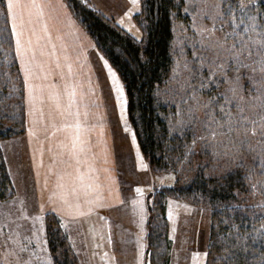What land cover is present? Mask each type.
I'll return each mask as SVG.
<instances>
[{"label":"snow or ice","instance_id":"obj_1","mask_svg":"<svg viewBox=\"0 0 264 264\" xmlns=\"http://www.w3.org/2000/svg\"><path fill=\"white\" fill-rule=\"evenodd\" d=\"M131 7L124 12L119 19V25H123L127 29L128 34L132 39L139 44H146L150 39L152 31V21H159V15H153V7L157 8L156 0H130ZM82 3L91 8L92 5L87 3V0H82ZM207 3V0H205ZM57 9H62L64 16L68 19L70 24H75L72 19L73 13L69 11V5L63 0H0V17L3 19V24L0 25V42H7L10 44L14 38V56L19 58L20 68L18 71L22 72V90L26 91V96H22V103L27 107V114L30 117L28 123L29 136L36 134V126L40 125V130L46 135L44 140L39 142V151L41 154V164L43 163L44 142H48V151L55 157L54 164L58 161L57 184L59 189L60 200L57 202L53 199L57 193L53 192L49 195L50 204L54 207L49 210L57 215H60L61 225L66 226L63 215H85L93 212L96 208H103L106 197L104 191H116L112 185L115 177L111 175V167H104L103 172L107 175L105 180L107 183L101 182L99 170L94 166L93 162L96 159V154L90 152L93 147L91 143V136L89 135L96 125H88L84 123L89 116V109L87 104L83 105V112L81 111V101L84 99L83 92L77 95V82L70 81L66 78L65 72L61 69L60 57L56 56L57 45L52 41V34L49 32V19L57 12ZM169 14L170 10L166 9ZM188 11L187 8L184 9ZM136 13L140 17V27H136L133 31L134 25L131 21L125 22V17H131ZM211 18L213 21L211 29L199 28L197 31L208 33L209 39L205 40L203 35L199 41L201 48L212 50L215 55L212 56L211 62L205 63L207 57L202 52L193 51V57H199L198 63L189 62L185 59L183 68L187 70V78L182 87H191L192 92L189 99L196 100L199 105L198 93L205 90L211 91L213 83L219 87L220 76L229 82V87L225 93H216L210 96L204 103V108L207 109V120L202 124L205 128L204 135L197 136L194 127V112L195 106H189V118L187 120L180 119L176 121L181 130L185 127L193 128L192 150L195 148L196 139L204 140L207 146V140H216L223 128V124L219 122L214 116L213 104H219L221 110L227 108L229 104L235 103L237 111L233 113L230 109L225 113L227 120L224 122L228 125V132L236 133V143L234 146L238 149L239 144L248 139V134L259 135L264 138V0H212L210 8L208 9V16L204 18ZM193 27L196 25L193 23ZM228 31H224L225 28ZM145 29L146 33H142L141 29ZM219 29L223 32V37L215 36V30ZM76 31V29H73ZM79 40V36L75 37ZM231 39V43H229ZM61 48H67L63 43V35H57ZM90 46L95 49L98 54V59L102 61L103 68L107 69V75L111 78V83L116 93V101L119 104L120 117L123 120L126 131L132 132V142L136 144V132L133 131L126 118V109L128 99L125 94V85L122 83L117 69L105 57V51L97 47L95 42H90ZM2 47V43H0ZM82 47V45H81ZM49 48L51 51H49ZM224 54L223 61L217 63V59ZM64 60L70 61V57L65 52ZM55 56V69H60L57 73L50 65L49 57ZM141 59L147 62V58L141 52ZM79 60L80 56L77 55ZM173 68V74L178 70ZM208 75H204V71ZM231 70L234 74L229 77L227 71ZM243 70V71H242ZM59 75L60 79L57 81L53 77ZM219 74V75H218ZM68 75H75L72 71V63H68ZM199 77L198 86H192L189 81ZM247 78L251 87L247 89L249 94L256 91V96H250L246 100L244 95V79ZM90 91H95L90 88ZM222 95L224 103L216 100V96ZM183 99V98H182ZM259 108V113H255V109ZM246 110H253L255 119H250L245 114ZM179 111V109H178ZM198 119V117H195ZM62 134L63 139L55 140L57 134ZM104 129L100 126L98 133V142L104 144L103 157L104 163L108 164L107 144L103 139ZM264 144V140H262ZM214 147V146H213ZM55 148L61 151H55ZM215 151V148H214ZM264 153V149H262ZM136 155L139 159V167L142 169L149 168L147 163H144L143 156L137 144ZM261 168L264 169V154L261 155ZM87 163V172L81 170V165ZM51 170V169H50ZM96 172L97 175H88L87 173ZM39 175V174H38ZM248 177H251V172H248ZM167 178L175 181L174 173L169 172ZM47 186V179H45V187ZM251 189L256 190L257 184L250 185ZM139 198L132 201L133 205L139 206L141 232H144L143 222L145 219L144 212V189L137 187ZM237 196L240 193L237 192ZM117 200L119 203L123 201ZM173 201H169L171 205ZM23 204V201H21ZM185 208H190L188 204ZM232 209L239 210V220L236 216L226 218L223 223L228 225L226 233L218 231V234L213 240L211 235L206 238L207 242L203 251L195 250L191 252L192 264H248V254L255 252L253 247L255 242L259 241L264 246V199L259 202L244 204L233 203L230 205ZM23 211V209H22ZM40 211H45L44 204H40ZM257 212L260 213L259 218ZM6 217L11 218L12 213H5ZM172 212L169 210V218L171 219ZM247 217H251L253 224H259V227L247 228L245 225L249 223ZM15 219H20L19 216ZM32 219L40 221V228L33 229L34 232L44 231L43 216H35ZM4 226L0 222V229ZM9 227L12 228L11 223ZM19 225L12 228L6 236L7 240H12L15 245L19 246V250L31 251L35 255V250L29 249V244L33 237H25L28 244H23L16 237L20 236L17 231ZM14 233V235H13ZM95 235V231L93 232ZM103 238V237H102ZM38 244L46 245L48 243L46 238L39 235L35 236ZM71 239V237H69ZM140 241V248L143 249L146 245L143 243L142 237H137ZM108 240L111 242V234L108 235ZM98 246V245H97ZM74 247V245H73ZM218 247L220 251L213 252V248ZM14 250L5 253L4 264H12L7 257L13 254ZM79 250H77L78 254ZM95 255V253H93ZM104 258H108V253L104 254ZM140 264H144L143 254L139 257ZM257 264H264V250L260 251L258 257H254ZM15 264H29V261H21L20 257H16ZM39 264H56L54 261V253L49 250H44L43 255L39 258Z\"/></svg>","mask_w":264,"mask_h":264},{"label":"trees","instance_id":"obj_2","mask_svg":"<svg viewBox=\"0 0 264 264\" xmlns=\"http://www.w3.org/2000/svg\"><path fill=\"white\" fill-rule=\"evenodd\" d=\"M187 0H156L153 15H159V21H152L150 39L146 44H139L128 32L118 25L114 19L105 16L93 5L91 8L82 0H64L69 5L72 17L85 30L97 47L105 51V57L117 69V73L125 85L128 99L126 116L133 131L136 132L140 152L149 165L152 173L171 172L176 176L171 184L156 188L146 194L145 221V259L151 264H168L167 251L170 240L167 235V217L165 198L188 201L191 204L206 207L210 212L209 234L215 240L218 231L226 233V218L236 216L239 210L230 207L233 203L251 204L264 199V169L261 162L246 158L235 165L225 168H214L210 150L202 146V150H192L193 128L181 130L176 126L175 118L179 116L176 102L170 93L172 86L167 85L173 65L172 46L175 37V22L186 24L189 14L184 11ZM87 3L89 1L87 0ZM143 3V0H142ZM91 5V4H90ZM166 9L170 10L169 14ZM140 27V17L133 16ZM3 19L0 17V25ZM146 33L145 29H141ZM147 34V33H146ZM2 43L0 47V106L11 105L1 113L0 107V140L21 134L24 131V112L20 108L23 96L22 77L18 71V63L14 56L13 39L10 44ZM141 52L147 62L141 59ZM20 90V94L16 90ZM201 93V92H200ZM206 96L209 92H203ZM22 109V111L20 110ZM177 112V113H176ZM199 119L194 127L207 120ZM187 120V118L185 119ZM248 157H251L250 155ZM251 177H248V172ZM256 183L257 189L250 185ZM237 192L240 196H237ZM14 187L7 171L4 157L0 149V201L11 199ZM260 213L257 212L259 218ZM245 225L251 229L259 227L253 224L251 217ZM45 237L49 251L54 253L56 264H77V257L71 250L66 233L55 214L45 216ZM253 247L255 252L248 254V264H257L264 246L259 241ZM220 251L218 247L213 252Z\"/></svg>","mask_w":264,"mask_h":264},{"label":"rangeland","instance_id":"obj_3","mask_svg":"<svg viewBox=\"0 0 264 264\" xmlns=\"http://www.w3.org/2000/svg\"><path fill=\"white\" fill-rule=\"evenodd\" d=\"M101 3L102 11H105V13L107 14L111 13V16L114 17L115 21L118 24L120 17H122L124 12L127 11L129 7H131L130 0H101ZM211 3L212 0H207V3H205V0H187L186 8L188 9L187 13L189 14V21L186 24L181 22H175L174 24L175 37L172 46L174 59L168 79L169 82L167 83V85L173 87L170 96H172L173 101L176 102L177 112L179 113V116H176L175 118V123L177 120H185L186 118H189V106H195V112L193 116L194 119L195 117H198V119H196V123H198L199 119H204V117H202V115L204 116L203 111L205 110V112H207V109H205L203 106L207 99L216 93H225L229 87V82L224 80L223 76L221 75L219 79V87H216L215 83H213L211 91L207 90L209 92L208 96L203 93L205 91L198 93L199 105L197 106L196 100L189 99V96L192 92V88L181 86L184 84V81L188 75L187 70L183 68L185 59H187L189 62L195 63H198L199 61V57H193V51L202 52L204 56L208 58L205 63V69L207 68V64L211 62L212 56L215 55L212 50L201 48L199 43L202 35L205 40L209 39L208 33L204 32L202 34L201 32L197 31V29L199 28L211 29L213 21L210 17L204 18L205 16H208V9L210 8ZM134 14L135 13H133L131 17H125L126 23H128L129 21L133 23V31H135L136 27H139L133 18ZM193 23H195L196 25L195 28L193 27ZM120 26L123 27V25ZM125 30L127 31V29ZM224 31H228V28L226 27ZM215 36L223 37V32L219 29H216ZM229 43H231V39H229ZM91 58H93L92 72L89 69L84 74L87 86L85 90L86 96H93L92 99L96 101L99 99V102H102L101 105L94 106L95 111H106L114 114L116 113L120 117L119 104L116 101V93L112 86L111 78L107 75L106 68H103L102 61L98 59V54L96 53L95 49L91 52ZM223 58L224 54H221V56L217 59V63L222 62ZM16 60L18 63V67L20 68L19 58H16ZM177 66L179 67L174 75L173 68H176ZM87 68L88 67H85V70ZM20 74L22 77V72H20ZM233 74L234 73L231 70L227 71V75L229 77L233 76ZM204 75H208V72L206 70L204 71ZM198 80L199 77H197L196 79H192L191 81H189V83L192 86H198ZM89 83H95V92L90 91V88L94 87ZM244 87V95L246 97V100L249 99L250 96L257 95L256 91H252L250 94L247 91V89L251 87L247 78L244 79ZM16 91L19 94L21 92L19 89ZM23 96H26V91L24 90ZM18 100L19 102L21 100L22 105L20 106V108H22L24 112V131H26L27 127L29 128L28 121L30 117L27 114L26 105L22 103V99L18 98ZM216 100L220 103H224V98L222 95L216 96ZM9 106L11 105H1V113H4L5 108ZM212 107L214 109L215 118L223 124V128L220 130V134L218 135L216 140H207V146L204 140L196 139V148L202 150V146H204L210 150V153L212 154V164L214 165V168H225L229 165H235L237 164V162L241 161L240 159L243 158H246L245 162L247 161V159H257L259 162L262 163L261 155L264 154L262 153V149H264V144H262V140H264V138H261L259 135H253L249 133L248 139L245 140L243 143H240L238 149L234 146L236 143H238V141L236 140V133L235 131H233L230 134L228 132V125L224 122L227 120V115L225 113L228 109H230L233 113L237 111L235 103L233 102L232 104H229L224 110H221L219 104L214 103ZM91 108H93V106H91ZM22 109L20 110L22 111ZM254 111L258 114L260 109L257 108ZM245 114L248 115L250 119L256 118V116L253 114V110H246ZM112 116L113 125H117V143L119 149L122 148L121 154H126L125 156L119 154V159H121V161L119 160L118 162L121 171L123 188H126V185H129L126 184L129 183L127 181H131V185L135 187L133 189L134 191L137 187H140L144 189V192L148 193L149 191L151 192L156 188L158 189L162 186L171 184L172 180L167 178V172L152 173L148 171V169H142L139 167L140 161L136 155L137 142L136 144L132 142V138L129 134V131H126L124 128L123 120H120L121 117L117 118L114 115ZM198 125L199 127H196L195 129L196 135H204L205 128L203 124L199 123ZM129 126L131 128L130 124ZM24 131L21 134H16L14 136L3 138L0 140V149L5 160L7 171L9 172L10 177L12 179L11 181H13L14 186L17 190L16 197L14 199H12V197V200L10 201H0V222L4 223L3 228L0 229V264H4L5 253L9 252L10 250L14 251L13 254L7 257V259L10 260L12 264H15L17 256L20 257L21 261H29V264H39V262H34L35 260L31 258V256L25 257L26 259L24 258L23 253H25L27 250L21 252L19 250V246L15 245L12 240H7L6 242V236L10 232H12V228H15L16 225L20 226L17 229V231L20 233V236L16 238L19 239L20 242L23 244H28V241L25 239V237H33L31 244L33 243L34 246L38 245L35 236H40V234H43V232L33 231V229L40 228V221H34L32 219V217L39 216L37 213H32V215L31 213L24 214V210L22 211V209H17V206L21 205V202L17 200V198L19 197V194L22 190L21 183L23 176L20 175L18 165L20 161L19 153L25 147L23 134ZM133 148L135 153L133 152ZM249 155L251 157H248ZM126 157H128V159H125ZM23 171L24 173L28 172L27 169H24ZM138 198L139 196H133L131 199L133 201L134 199ZM169 201H173V203H171L170 205ZM185 204H188L191 207L185 208ZM135 206L137 207V205ZM170 209L172 212L171 219L169 218ZM8 212L12 213L11 218L5 216V213ZM165 213L167 217V235L170 240V246L167 251L169 258L168 264H192L191 252L195 250L203 251L207 242L206 238L208 237L210 225L209 210L206 207L194 205L188 201L178 200L172 197H166ZM17 216H19L20 219H15V217ZM9 223H11L12 228L9 227ZM31 244H29V247ZM135 249V260L138 262V264H140L139 257L141 255L139 254V249L137 247ZM36 250L41 251L40 249ZM41 256H35L34 258L38 259ZM115 261L117 262V260H112V263L116 264ZM144 264H151L149 258L147 260L145 259Z\"/></svg>","mask_w":264,"mask_h":264},{"label":"crops","instance_id":"obj_4","mask_svg":"<svg viewBox=\"0 0 264 264\" xmlns=\"http://www.w3.org/2000/svg\"><path fill=\"white\" fill-rule=\"evenodd\" d=\"M88 1L102 14L114 19V17L111 16V13L107 14L105 13V11H102L101 0ZM45 19H48L49 32H51L52 34V41L57 45L56 56L60 57L61 69L65 72L66 78L68 80L77 82V95L79 97L80 93L83 92L84 94L87 88L84 74L89 69L92 72L93 58H91V52L94 51V49L90 46V42L93 41L73 17L72 19L75 20L76 23L73 25L68 22V19L64 16L62 9H57V12L53 14L52 18L49 19L48 17H45ZM73 29H76V31H73ZM58 34L63 35V43L67 45V48H61V42L57 40ZM77 35L79 36V40L75 38ZM49 51H51L50 48ZM65 52H67V54L69 55L70 61L64 60L63 54ZM77 55L80 56L79 60L76 59ZM48 59L51 61L50 66L57 73H59L60 69H55V56L49 57ZM69 62L72 63V71L73 73H75V75H68ZM85 67L88 68L85 70ZM53 78L55 80L60 79L58 74ZM89 84L92 85L94 89H96L95 83ZM92 97L93 96L87 97L85 92L84 99L80 102L82 112L84 110V104H87L89 109L88 118L84 120V118L82 117L84 123L88 125H96V128L89 134L91 136V143L93 145V147L90 149V152L96 154V159L89 162L94 163V166L99 170L101 182L104 183H107V181L105 180V176L107 174L103 172V168L111 167V175L115 177V180L112 181V185L114 189H118V193L116 191L109 192L105 190L103 194L106 197L105 204L107 206L103 208H96L91 213H87L86 210L82 208V211H85V215H68L66 213L62 214L64 221L66 222V226L61 225V227L66 233L71 250L77 257V264H110L112 263V260H117V262L115 261L116 264H138V262L135 260L136 257L134 256L136 247L139 249V254H143V258L145 261V247L143 249L140 248V241L137 239V237H142L143 243L145 244V194H147V192H144L143 196L145 219L143 222L144 232H141L139 206L137 205L136 207L135 205H133L131 199L133 196H139V193H137L136 190H133L135 187L131 185V181H127L129 183L126 184L129 185H126L127 187L123 188L121 171L118 165L119 160L121 161V159H119V154L122 153V148L119 149L117 143L118 130L117 125L114 126L112 123V115L116 116L117 118L120 117L116 113L114 114L106 111H95L94 106L101 105L102 102H99V99L96 101L92 99ZM91 106H93V108H91ZM100 126H102L104 129L103 139L107 144V165L104 163L102 152V150L104 149V144L98 142V133L100 131ZM40 127V125L36 126V134L34 136H29L28 127L23 133L25 147L19 153L20 161L18 165L20 175L23 176L21 183L22 190L19 194V197L17 198V200H19L20 202L23 201V204L17 206V209H23L25 211L24 214L31 213L32 215V213H37L39 216L42 215L44 220V231L43 234H40V237L43 236V238H46L45 216L47 213L55 214L54 212L49 210L50 208L54 207V205L50 204L49 202V195L53 192L57 193V195L54 196L53 199L59 202L60 197L58 193L60 190L56 188L58 161L56 164L53 163L55 157H53L52 154L47 150V141L44 142L45 151L42 157L43 163L41 164L40 162L41 154L39 151V142L41 140H44V137L46 135L43 131L40 130ZM129 134L132 138V132L129 131ZM61 139H63V135L58 133L55 137V140ZM54 150L61 151V149L59 148H55ZM121 155L125 156L126 154ZM125 159H128V157H126ZM87 167L88 165L87 163H85L81 165V170L87 172ZM24 169H27L28 172L24 173ZM87 174L93 176L97 175L96 172ZM45 179H47L46 187ZM12 184L14 187V196L12 199H14L16 197L17 190L14 186L13 181ZM117 195L118 199L120 201H123V203L118 202ZM12 199L3 201H10ZM41 203H43L45 207V211L43 213H41L40 211ZM55 215L60 220V215ZM94 231L96 233L95 235L93 234ZM109 233L111 234V242H109L108 240ZM69 237H71V239H69ZM29 249L35 250L36 254L32 255L31 251H26L25 253H23L24 258L31 256V258L35 260H33L34 262H39V258L36 259L34 258L35 256H41L43 255L44 250H49L47 244H38L34 246L33 243L30 245ZM36 249H40L41 251H38ZM77 250H79L78 254ZM106 252L108 253V258H104V254ZM93 253H95V255H93Z\"/></svg>","mask_w":264,"mask_h":264}]
</instances>
